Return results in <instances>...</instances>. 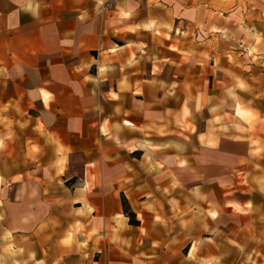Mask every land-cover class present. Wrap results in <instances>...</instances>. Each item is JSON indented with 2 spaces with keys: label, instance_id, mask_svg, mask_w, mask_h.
<instances>
[{
  "label": "crops",
  "instance_id": "obj_1",
  "mask_svg": "<svg viewBox=\"0 0 264 264\" xmlns=\"http://www.w3.org/2000/svg\"><path fill=\"white\" fill-rule=\"evenodd\" d=\"M261 1L0 0V264H264Z\"/></svg>",
  "mask_w": 264,
  "mask_h": 264
},
{
  "label": "rangeland",
  "instance_id": "obj_2",
  "mask_svg": "<svg viewBox=\"0 0 264 264\" xmlns=\"http://www.w3.org/2000/svg\"><path fill=\"white\" fill-rule=\"evenodd\" d=\"M261 2L262 6H260V8L259 6L254 5V3L252 4L251 10L254 11L253 14L247 13L248 8H245L246 13H244V15L242 16L239 12H243V9H237L239 12H237L235 16H232L230 14L234 19V22L229 23V28L225 26L223 31L229 32L231 37L228 40L221 39L220 45L221 47L230 48L232 50L236 49L235 51L242 52L243 54L241 55V57H239L238 60L241 66L245 64L247 65L252 59L254 67H256V69H261V71L256 70L259 74L257 83H259L260 85L258 94L262 99H264V59H262L260 64H258V61L256 59L257 53H264V0H262ZM258 9H261V12H258ZM203 10L205 24L199 25L200 30L208 28V25H206V21L208 22L212 20L213 17L221 19V13H230L228 7H219L214 4L207 5L206 2L203 6ZM231 59L233 60L234 57L231 56ZM261 103L262 106H264V100H262ZM242 120L247 123L249 127L254 126L256 123L264 122V118H260L255 112H251L249 115L243 116ZM65 183L70 186L69 180Z\"/></svg>",
  "mask_w": 264,
  "mask_h": 264
},
{
  "label": "trees",
  "instance_id": "obj_3",
  "mask_svg": "<svg viewBox=\"0 0 264 264\" xmlns=\"http://www.w3.org/2000/svg\"><path fill=\"white\" fill-rule=\"evenodd\" d=\"M121 203H122V208L125 216L128 217V222L130 224H137L138 220L135 219L134 213L129 209V206L127 204V201L124 197H121Z\"/></svg>",
  "mask_w": 264,
  "mask_h": 264
}]
</instances>
